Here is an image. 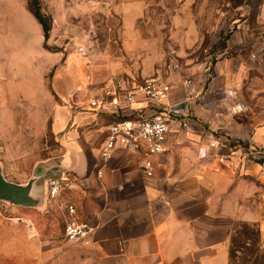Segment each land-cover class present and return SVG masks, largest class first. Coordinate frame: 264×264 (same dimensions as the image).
Masks as SVG:
<instances>
[{
  "label": "crops",
  "instance_id": "1",
  "mask_svg": "<svg viewBox=\"0 0 264 264\" xmlns=\"http://www.w3.org/2000/svg\"><path fill=\"white\" fill-rule=\"evenodd\" d=\"M88 1L91 12L94 1L102 2L104 25L111 33L104 53L109 58L107 74L87 80L92 97L111 99L142 82L134 71L149 39L151 17L158 18L155 32L179 34L174 43L178 48L201 44L195 18L204 0ZM260 16L264 18V0ZM117 25L121 40L115 41ZM229 48L233 51V41ZM151 76L173 84L164 103L183 112L175 117L168 151L153 157V177L143 173L142 156L122 148L101 160L106 127L103 139L91 148L92 165L83 152L48 167L53 172L73 167L72 190L88 199L91 221L98 225L86 249L91 264H229L231 234L238 222L258 223L264 234V163L249 155L264 154V66L252 54L233 58L231 53L216 62L208 88L200 76L177 83L159 71ZM184 80L192 85L184 86ZM145 105L133 106L150 113L152 107ZM117 107L102 112L122 114ZM91 114L101 118L95 111ZM185 121L188 127L183 128L180 123ZM230 140L237 143L228 144L230 154L215 153Z\"/></svg>",
  "mask_w": 264,
  "mask_h": 264
},
{
  "label": "rangeland",
  "instance_id": "2",
  "mask_svg": "<svg viewBox=\"0 0 264 264\" xmlns=\"http://www.w3.org/2000/svg\"><path fill=\"white\" fill-rule=\"evenodd\" d=\"M40 3L52 19L47 41L30 0H0V166L8 180L20 184L36 176L40 166L62 159L73 145L86 154L92 165L93 143L103 139L105 127L114 121L90 104L92 99L104 100L92 97L87 83L89 76L107 74L109 58L104 53L111 33L104 25L102 2H93L95 12H91L92 2L88 0ZM260 3L261 0L199 2L195 19L201 44L187 50L174 45L179 34L167 32L162 36L155 32L158 18L151 17V32L140 50L135 75L141 81L157 71L175 81L200 76L208 88L216 62L231 53L233 58L252 54L264 66ZM119 29L118 25L114 27L115 41L120 39ZM231 41L233 51L229 48ZM117 52L118 49L114 51ZM94 111L101 115L100 119L92 117ZM230 143L237 145L226 141V146L220 145L215 153L230 154ZM249 155L258 163L264 160V154ZM65 201L77 206L83 220H92L88 199L77 190L57 200L45 195L37 207L0 200V264H89L87 245L68 244L62 238Z\"/></svg>",
  "mask_w": 264,
  "mask_h": 264
},
{
  "label": "built area",
  "instance_id": "3",
  "mask_svg": "<svg viewBox=\"0 0 264 264\" xmlns=\"http://www.w3.org/2000/svg\"><path fill=\"white\" fill-rule=\"evenodd\" d=\"M184 86L189 87L190 80H184ZM173 84L160 76H150L136 84L125 94L117 93L111 99L102 97L92 99L90 104L102 111H107L111 105H117V110L125 114L117 113L118 116L126 117L106 126L107 136L100 148L99 156L102 161L109 160L118 149H125L130 154L142 156V171L147 177L155 174L153 157L165 154L168 151L167 141L173 132L176 118L182 115L181 108H171L164 101L169 97ZM143 102L145 106H151L150 113L144 114L133 105ZM103 103V107H101ZM165 105V107H164ZM143 106L142 108H144ZM181 127H188L187 122H181ZM213 147L218 144L213 143ZM204 156L207 151L200 150ZM67 180L51 179L47 185V195L52 200L62 198L73 189L76 180L73 174H68ZM63 235L64 242L68 244L90 245L95 236L98 225L94 222L83 220L80 217L77 206L71 201H65L62 205Z\"/></svg>",
  "mask_w": 264,
  "mask_h": 264
},
{
  "label": "trees",
  "instance_id": "4",
  "mask_svg": "<svg viewBox=\"0 0 264 264\" xmlns=\"http://www.w3.org/2000/svg\"><path fill=\"white\" fill-rule=\"evenodd\" d=\"M30 6L47 41L51 34L52 19L43 11L40 0H30ZM110 116L113 122L126 119L115 114ZM260 163H264V160H260ZM229 258V264H264V237L258 223L238 222L235 225L230 239Z\"/></svg>",
  "mask_w": 264,
  "mask_h": 264
},
{
  "label": "water",
  "instance_id": "5",
  "mask_svg": "<svg viewBox=\"0 0 264 264\" xmlns=\"http://www.w3.org/2000/svg\"><path fill=\"white\" fill-rule=\"evenodd\" d=\"M78 153H82L77 149V146H71L70 153L66 155H73L76 158ZM64 155L62 159L66 156ZM62 159L56 161L52 159L45 165L40 166L39 172L36 176L31 178L27 183L20 184L8 180L2 172L0 166V200L9 202L11 204L22 206V207H37L45 200V195H47V185L48 181L51 179H62L67 180L68 174L76 173L73 167H61L58 172H53L51 163H61Z\"/></svg>",
  "mask_w": 264,
  "mask_h": 264
}]
</instances>
